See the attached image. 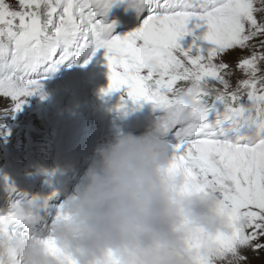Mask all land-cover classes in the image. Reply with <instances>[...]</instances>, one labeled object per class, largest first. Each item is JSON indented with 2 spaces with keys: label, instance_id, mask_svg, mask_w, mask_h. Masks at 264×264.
Returning <instances> with one entry per match:
<instances>
[{
  "label": "snow or ice",
  "instance_id": "6c2138e0",
  "mask_svg": "<svg viewBox=\"0 0 264 264\" xmlns=\"http://www.w3.org/2000/svg\"><path fill=\"white\" fill-rule=\"evenodd\" d=\"M125 2L142 25L114 35L108 14ZM101 49L109 79L102 94L120 92L119 109L131 101L159 110L171 170L183 174L186 188L221 200L228 231L194 238L196 264H248L247 251L264 250V0H0V97L15 100L17 111L24 97H43L42 78L58 65L83 59L86 66ZM179 91L200 106L187 108ZM6 187L0 241L32 227L59 252L52 229L65 203L58 193ZM0 264L18 261L9 250ZM63 264L75 262L65 256Z\"/></svg>",
  "mask_w": 264,
  "mask_h": 264
},
{
  "label": "clouds",
  "instance_id": "9594fccd",
  "mask_svg": "<svg viewBox=\"0 0 264 264\" xmlns=\"http://www.w3.org/2000/svg\"><path fill=\"white\" fill-rule=\"evenodd\" d=\"M187 108L194 94L179 91ZM81 182L66 196L52 234L59 252L35 238L32 227L0 241L18 264H196L198 235L228 231L229 221L214 191L186 188L172 171L171 149L156 120L141 134L120 133L98 145Z\"/></svg>",
  "mask_w": 264,
  "mask_h": 264
},
{
  "label": "rangeland",
  "instance_id": "374dc122",
  "mask_svg": "<svg viewBox=\"0 0 264 264\" xmlns=\"http://www.w3.org/2000/svg\"><path fill=\"white\" fill-rule=\"evenodd\" d=\"M141 25L142 23L140 26ZM124 34L127 33L124 32L122 34L121 32L120 35ZM103 57H98V54H96V56L93 58L97 61L95 65L92 64V59L90 63H88L86 66H83V68L87 67L89 72L84 69L83 74H81L78 68L82 66L83 63H80L76 68L70 70V74H67L68 72L65 73L63 75L64 77H58L55 79H42L43 97L40 93L24 97V103L20 111L16 110L15 100L10 97H0V137H2L7 142V144L17 152H23L25 154L28 152L35 153L40 158V160L45 162L51 169H55L59 165H73L74 162L79 163L82 170L80 177L75 184V188L81 182V178L88 168L90 162L89 158L93 155V152L96 148L97 139L86 144H81L79 142V139L81 138H78L80 134L77 133L74 135L71 132L70 134H66V138L61 144L59 142L57 145H55L52 142L53 134L51 132V125L56 122L58 117H66L68 114L67 110L69 107H67L64 98L67 96L71 101L73 98V90H68L67 83L70 85L71 83L78 85L79 83L84 82L83 84H85V82L89 81L91 78H95L93 76L97 77L103 74L108 77L107 61ZM235 58L236 53H229L225 56V59L232 63L234 68ZM71 74H77L79 77H75ZM66 75L68 76V80L65 78ZM241 75L242 74L239 70L235 71V75L232 77V83L234 86L237 82V79L241 78ZM78 78L81 80L77 81ZM58 80H61V83L57 87L56 82ZM106 87H108V85H106ZM113 93L121 97L120 92ZM51 98L54 101H57V105H55L53 110L51 108ZM83 106L87 107V105ZM45 109L48 110V112L43 113L42 111ZM85 109L81 108V111H84ZM25 129H29L31 134L27 133ZM73 135L74 137H72ZM115 137L111 136L106 139L112 140ZM101 140L102 139L98 140L99 145L101 144ZM83 149L86 152L85 154L80 153ZM12 179V175L7 177V180ZM74 189L71 191V193L74 191ZM246 254L249 257L248 264H264V250L257 252L249 250Z\"/></svg>",
  "mask_w": 264,
  "mask_h": 264
},
{
  "label": "bare ground",
  "instance_id": "6f19581e",
  "mask_svg": "<svg viewBox=\"0 0 264 264\" xmlns=\"http://www.w3.org/2000/svg\"><path fill=\"white\" fill-rule=\"evenodd\" d=\"M101 59V58H100ZM97 63V61L95 60V59H93V65H95ZM100 63V62H99ZM102 63V62H101ZM91 66V65H90ZM93 68V67H92ZM84 69L85 70H87L88 68L87 67H84L83 68V66H80L79 68H78V70H79V72L81 73V74H83V71H84ZM94 70V69H93ZM88 72H89V70H87ZM64 80V79H63ZM75 80V79H74ZM81 80V79H80ZM79 80V81H80ZM60 83H61V80H58L57 82H56V85H57V87L60 85ZM63 85V84H62ZM67 88H68V86H67ZM78 138H81V139H79V142L81 143V144H86V143H89V142H91V141H94L95 139H96V137H93V136H86V135H82V134H80L79 135V137ZM79 152V151H78ZM81 154H85L86 152L84 151V149L80 152Z\"/></svg>",
  "mask_w": 264,
  "mask_h": 264
}]
</instances>
